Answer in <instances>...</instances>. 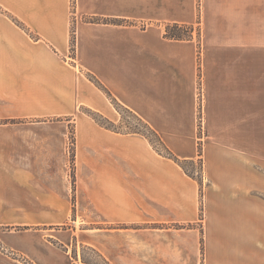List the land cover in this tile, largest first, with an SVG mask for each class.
<instances>
[{"label": "crops", "instance_id": "1", "mask_svg": "<svg viewBox=\"0 0 264 264\" xmlns=\"http://www.w3.org/2000/svg\"><path fill=\"white\" fill-rule=\"evenodd\" d=\"M197 7L200 70L195 37L163 35L165 22L194 24ZM110 99L176 157L202 159V200L197 178L146 136L82 111L115 121ZM68 116L76 161L92 169L91 203L107 222L195 224L114 228L123 232L108 235L110 262L264 264V0H0V226L24 223L36 167L49 175L59 162ZM8 236L28 264H66L46 253L36 260ZM19 261L0 255V264Z\"/></svg>", "mask_w": 264, "mask_h": 264}, {"label": "rangeland", "instance_id": "2", "mask_svg": "<svg viewBox=\"0 0 264 264\" xmlns=\"http://www.w3.org/2000/svg\"><path fill=\"white\" fill-rule=\"evenodd\" d=\"M89 17L92 16H84V19L87 21ZM130 21L129 23H138L140 26H144L142 22H138L137 20ZM166 23L169 22H165L164 24ZM188 25L190 26L189 31L196 38L197 60L200 70L203 48L200 38V7H197L196 21L194 24ZM72 54L73 52L70 51L69 55ZM87 77L94 81L93 76L90 74H87ZM198 92L200 93V90ZM110 101L111 103L114 102L111 99ZM113 105L117 109V113H115L116 120L111 121L113 122L112 128L123 133H132L130 131L139 130L147 135L157 151L163 155H168V150L164 144L159 141L158 137L152 133L143 121L121 106L115 103ZM82 111L93 117L94 120L96 119L106 125H110L106 118H103L91 109L84 108ZM63 120H70L66 123L69 128V135L67 144L62 147L59 162H56V166H52V172L49 175L44 174L45 168L43 166L36 167L37 191L34 201L32 199L29 200L27 214H23L24 223L0 226L1 238L3 235H12L13 238L10 237V239L13 242L17 239L21 242L22 247L19 248V251L27 255L29 254L36 260L46 253L56 257L58 260L64 261L66 264H113L107 259L104 251L107 248L105 243L108 240V235L115 232H123L121 230H113L114 228H127L126 232L132 234L136 232L134 229L143 227L191 228L195 226L194 223L147 225L145 223L107 222V215L98 206H93L91 203L90 195L93 188L91 166H87L86 160H84L83 164L76 161L73 134L74 123L70 116L63 118ZM48 123L50 125H60V122L57 120H50ZM200 136H202L201 130H199ZM200 152L201 147L199 143ZM183 165L189 175L200 180L201 186L199 185V189L202 192L200 194L202 200L204 183L202 159L199 157L195 160L183 161ZM44 186H46V189L50 188V191L45 193L43 190ZM69 208L71 209V213L68 214ZM77 209L78 211H76ZM200 210V215H202V203ZM6 228L9 232H7ZM1 238L0 255L6 259H16L17 255L13 253L15 251H12L10 241L6 239L3 242ZM125 241L130 240L126 237ZM132 242L134 241L132 240ZM128 249L131 250L132 248Z\"/></svg>", "mask_w": 264, "mask_h": 264}, {"label": "trees", "instance_id": "3", "mask_svg": "<svg viewBox=\"0 0 264 264\" xmlns=\"http://www.w3.org/2000/svg\"><path fill=\"white\" fill-rule=\"evenodd\" d=\"M87 21H92V22H105V23H113V24H122V23H129L131 21L129 20H123V19H120V18H100V17H89L87 18ZM189 28L190 26L188 24H184V23H178V22H169V23H166L164 24V37L165 38H168V39H176V40H182V39H191L193 38V35L192 33L189 31ZM74 45V32L71 33V46ZM94 82L96 83V85H98L107 95H111L110 92L107 90V88L105 86H103L97 79L94 78ZM112 101H114L113 103L120 105L119 102H117L116 100L112 99ZM122 107V106H121ZM123 108V107H122ZM125 110H127L126 108H123ZM129 111V110H127ZM130 112V111H129ZM133 114V113H132ZM134 115V114H133ZM137 117V116H136ZM139 120L143 121L142 119H140L139 117H137ZM96 120V119H95ZM100 125L106 127V128H109L111 130H114V131H117L115 130L114 128L111 127V125H113V122H111L110 120H108L109 124L110 125H106L98 120H96ZM145 123V122H143ZM145 125L152 131V133L158 137L159 141L162 143L159 135L153 130L150 128V126L145 123ZM120 132V131H118ZM132 133H139V134H142L144 136L147 137V135L139 130H133V131H130ZM148 138V137H147ZM149 139V138H148ZM171 159H173L175 162H177L186 172L187 170L185 169L184 165H183V159H180L178 157H176L175 155H173L169 150H168V155H165ZM188 173V172H187ZM189 174V173H188ZM198 182H199V185L201 186V183H200V180L198 179ZM199 192L200 194L202 193L201 192V189H199ZM190 225V224H189ZM180 226V225H179Z\"/></svg>", "mask_w": 264, "mask_h": 264}, {"label": "built area", "instance_id": "4", "mask_svg": "<svg viewBox=\"0 0 264 264\" xmlns=\"http://www.w3.org/2000/svg\"><path fill=\"white\" fill-rule=\"evenodd\" d=\"M200 93H201V90H200ZM200 96V95H199ZM13 251V250H12ZM14 254H16L17 255V259H19L21 262H23V263H28L27 262V259H25L24 257H22L21 255H19L18 253H16V252H13Z\"/></svg>", "mask_w": 264, "mask_h": 264}]
</instances>
